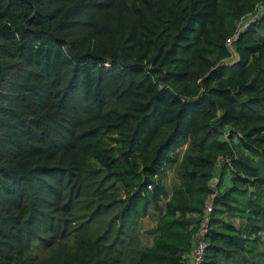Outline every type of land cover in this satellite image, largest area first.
Segmentation results:
<instances>
[{
  "label": "trees",
  "instance_id": "16d2710c",
  "mask_svg": "<svg viewBox=\"0 0 264 264\" xmlns=\"http://www.w3.org/2000/svg\"><path fill=\"white\" fill-rule=\"evenodd\" d=\"M258 1L0 0V264H264Z\"/></svg>",
  "mask_w": 264,
  "mask_h": 264
},
{
  "label": "built area",
  "instance_id": "2783aa9c",
  "mask_svg": "<svg viewBox=\"0 0 264 264\" xmlns=\"http://www.w3.org/2000/svg\"><path fill=\"white\" fill-rule=\"evenodd\" d=\"M263 14H264V0H259L255 5V9L253 11V17L255 18V17L261 16ZM249 20H250V18H249ZM236 37H237L236 34L229 37L227 39L228 44L230 45V43H232ZM207 208H208V212L212 210L211 203L208 204ZM207 219H208V217H206V221L204 222L203 226L200 228V230L196 234V241H195L196 244H195V248H194L193 253H192L191 264H199L203 259L204 252H205L206 245H207V241H206L207 240L206 239V231L208 228L207 227Z\"/></svg>",
  "mask_w": 264,
  "mask_h": 264
},
{
  "label": "rangeland",
  "instance_id": "374dc122",
  "mask_svg": "<svg viewBox=\"0 0 264 264\" xmlns=\"http://www.w3.org/2000/svg\"><path fill=\"white\" fill-rule=\"evenodd\" d=\"M248 19L245 18L243 19L240 24L239 27H242V24L247 21ZM230 45H232V43H230ZM226 60H228V58H226ZM176 164H174L173 166L168 167L167 169V178L165 179L166 185L169 189L170 192H172L173 187L175 185H177L179 178L178 176L175 174V168H176ZM156 224V220L153 216H151L150 214L145 215L143 217L140 218V222L138 223V225L136 226V229L133 231V233L136 235V240H142L145 241L146 239V229L149 227H152Z\"/></svg>",
  "mask_w": 264,
  "mask_h": 264
}]
</instances>
